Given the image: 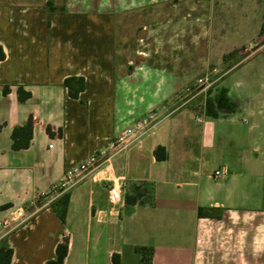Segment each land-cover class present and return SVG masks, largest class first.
<instances>
[{"label":"crops","instance_id":"1","mask_svg":"<svg viewBox=\"0 0 264 264\" xmlns=\"http://www.w3.org/2000/svg\"><path fill=\"white\" fill-rule=\"evenodd\" d=\"M262 15L264 0H0V218L17 207L28 217L0 242L9 264H45L61 243L62 264H113L114 255L118 264H264V208L241 201L251 181H264ZM225 32L236 40L223 45ZM212 63L209 94L182 97ZM68 77L84 79L77 99ZM18 87L30 98L20 102ZM207 96L217 118L204 113ZM151 113L141 146L67 191L64 223L55 200L36 198ZM28 120V148L12 150L13 129Z\"/></svg>","mask_w":264,"mask_h":264},{"label":"built area","instance_id":"2","mask_svg":"<svg viewBox=\"0 0 264 264\" xmlns=\"http://www.w3.org/2000/svg\"><path fill=\"white\" fill-rule=\"evenodd\" d=\"M217 73V69L215 68L202 73V75L195 80L192 87H187L184 90L182 97L206 95L214 85L215 75ZM156 122L157 117L152 113L136 121L127 129L122 130L113 140H110L106 146L101 147L90 155L85 161L67 170L58 183L52 185L48 191L37 195L36 198L47 196L51 200H56L60 195L66 193L76 185L78 181L86 177L100 165L109 162L112 157L121 153L129 146H141L143 137L150 131ZM49 147H51V145ZM223 175L221 171L217 170L214 172L213 178L217 180ZM108 200L113 206L120 203V191L115 185L108 191ZM26 219H28V217L23 208L17 207L10 209L5 216L0 218V242Z\"/></svg>","mask_w":264,"mask_h":264},{"label":"trees","instance_id":"3","mask_svg":"<svg viewBox=\"0 0 264 264\" xmlns=\"http://www.w3.org/2000/svg\"><path fill=\"white\" fill-rule=\"evenodd\" d=\"M50 5V4H49ZM260 35H264V15H262V24L260 28ZM237 52H231L223 57V60L234 57ZM4 59V53L0 47V60ZM236 61L235 63H237ZM64 86L67 89L68 96L71 99H77L78 95L84 90L85 82L84 79L79 77H68L64 80ZM7 88L3 90V93H7ZM210 91H208L209 94ZM18 100L20 102L26 101L30 98V93L25 92L23 88L18 87L17 89ZM204 113L209 118H217L218 114L214 106V102L210 97H206L204 100ZM48 133L50 132L47 129ZM32 138V122H28L21 126L13 129L11 133L12 139V150L26 149L29 146L30 140ZM154 157L157 161H163L166 159V153L164 148L157 147L154 151ZM69 194L63 193L51 204V209L57 218L64 223L66 217V209L68 205ZM197 215L199 217L207 216V212L203 208H198ZM67 253L66 243L58 244L55 250L56 257L46 261L45 264H62ZM12 255V250L9 248H0V264H9ZM113 264H118L117 256L114 255L112 258Z\"/></svg>","mask_w":264,"mask_h":264},{"label":"rangeland","instance_id":"4","mask_svg":"<svg viewBox=\"0 0 264 264\" xmlns=\"http://www.w3.org/2000/svg\"><path fill=\"white\" fill-rule=\"evenodd\" d=\"M48 10H50V11H52V5H48ZM236 11L234 10L233 11V14L231 15V17L230 18H234V19H236L237 20V18H238V13H235ZM225 17V16H224ZM109 17L108 16H105V18L104 19H102L103 21H106L107 22V20L109 21L110 20V18L108 19ZM215 18H217V17H215ZM233 19H231V21H232ZM229 21V20H228ZM219 22H217V20H215V22H214V27H216L215 29V34H213V30H211V37H213V38H215V40L216 39H218V32H219V29H218V27L217 26H220V27H222V25H219L218 24ZM103 24H105V23H103ZM203 26V27H202ZM230 27H234L235 29H237V27L235 26V25H230ZM222 30V29H221ZM228 32V31H227ZM231 32H234V31H231ZM230 33V32H229ZM169 34V33H168ZM170 34H174V32H170ZM152 35H154V36H158L157 35V33L153 30L152 31ZM224 35H226V39L222 42L223 43V45H227V44H230V42L231 41H235L236 40V37H233V35L231 36V35H229V36H227V34H226V32L224 33ZM168 36H170V35H168ZM199 37H204L205 39L208 37V31L206 30V25H200V28H199ZM235 38V39H234ZM138 48H142V47H138ZM257 47H253L251 50H249L248 52H243L242 53V55H241V59L242 58H245L248 54H250V53H252L255 49H256ZM242 50H244V47H240V48H238V49H236V50H234V51H232V52H238V51H242ZM240 60V59H239ZM212 69V68H219V65L218 64H215V63H212L211 64V66L209 67V69ZM200 69H201V66H200ZM200 73V72H199ZM216 79V78H215ZM216 85V84H215ZM215 85H213V86H215ZM199 97H203V94L202 95H199ZM200 100H202V98L201 99H199V101ZM202 102V101H201ZM201 102H199V103H201ZM200 105L198 104V106L197 107H199ZM261 127H262V133H264V123H262L261 124ZM128 128V127H127ZM127 128H125V129H127ZM113 140V139H112ZM220 171L222 172V173H224V171L222 170V169H220ZM214 173V172H213ZM220 196L222 197V193H220ZM264 198V181H262V182H253V184H252V181H251V183L248 185V187H247V189L245 190V193H243L242 195H241V201H243V199L245 198V204H246V207H251V206H261L262 208H264V202H261V201H258L259 200V198ZM238 195L236 194L235 196H234V199L236 200V202H237V200H238ZM212 213L213 214H215V213H217V211L216 210H214V211H212Z\"/></svg>","mask_w":264,"mask_h":264}]
</instances>
